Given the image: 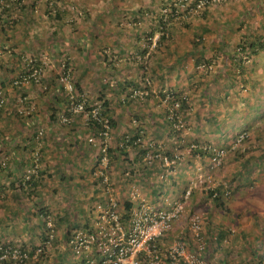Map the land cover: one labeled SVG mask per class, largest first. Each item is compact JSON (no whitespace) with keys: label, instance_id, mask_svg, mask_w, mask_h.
<instances>
[{"label":"rangeland","instance_id":"374dc122","mask_svg":"<svg viewBox=\"0 0 264 264\" xmlns=\"http://www.w3.org/2000/svg\"><path fill=\"white\" fill-rule=\"evenodd\" d=\"M2 1L9 31L27 26L13 21L24 11L41 20L29 23L35 39L42 40L39 48L49 51L50 39H70L73 47L68 45L58 64L66 62L76 74H87L88 81L82 82L88 87L74 85L78 93L87 91L90 104H103L99 98L92 100L99 93L123 88L124 94L115 96L112 105L123 130L117 133L111 127L107 143L106 170L114 178L107 173L108 184L97 178L102 165L97 151L94 161L77 171L81 177H75L89 180L77 183L76 192L84 201L55 199L50 189L64 188L51 168L39 179L41 161L35 148L48 142L49 130L68 132L77 121L87 127L84 117L73 116L68 124L60 121L68 103L60 86L66 97L63 110L54 120L42 118L43 107L54 97L45 98L42 80L49 71L42 61L36 65L41 69L39 82L15 84L26 71H0V244L32 251L45 243L47 232L52 240L25 264H114L116 245L126 241L133 211L143 199L151 208L181 206L178 220L156 240L158 264H264V114L257 120L250 117L252 106L264 107V48L255 53L249 48L264 41V0H219L202 8H197V0ZM25 58H20L24 66ZM5 60L9 57L0 52V63ZM50 72L53 78L56 70ZM134 91L137 94L130 96ZM88 95L95 97L90 100ZM167 95L186 101L175 118L169 115ZM136 133L138 147L126 145L127 154L121 153L117 148L122 136ZM240 133L245 137L237 141ZM90 134L86 143L94 144L88 141ZM219 148L224 150L223 161L210 169V153ZM194 149L207 153L193 154ZM116 153L117 158L110 157ZM174 153L179 158L170 163ZM33 174L42 185L30 192L26 182ZM218 187L223 195L216 204L210 192ZM114 200L121 226L115 232V221L106 215ZM194 215L199 216L198 234L191 227ZM77 244L80 252L75 254ZM175 246L184 254L173 257Z\"/></svg>","mask_w":264,"mask_h":264},{"label":"crops","instance_id":"0c3cea01","mask_svg":"<svg viewBox=\"0 0 264 264\" xmlns=\"http://www.w3.org/2000/svg\"><path fill=\"white\" fill-rule=\"evenodd\" d=\"M5 3H7V2H5ZM6 5H10V4H6ZM1 6H3V5H0V7ZM3 13H4V11L0 9V52H3L4 55H7L9 57V61H6V60H8V58L5 60V62L1 61L0 71L2 70V71H21V72L26 71L27 72V71H30L31 66L40 65L39 61H42L41 63L44 64L45 71L46 72L49 71L48 74L46 75V78L44 79V77H43V80H42L43 84H44L43 87L47 90L45 98H46V100H48L49 97H51L52 95L54 96L52 99H50V103H48L46 105V107H43L44 116H42V118H45L48 121L54 120L56 117L58 118V113L61 110H63L61 104L65 103V102H63L62 100L66 99L65 96H64V98H62L63 97L62 96L63 95L62 88L58 85V81H57V77H58L57 73L60 70V66L58 63H59L60 57L62 55L66 56V54H67L66 48L68 47V45L71 44L70 46L73 47V44L70 41V39L69 40H64V39L61 40L60 39V40H57V42L52 41L50 39V42H52V44H51V46H49L50 47L49 51H46L43 48H39L41 46V43H38V42H42V40L40 37L38 39H35V37H34L35 32H33L29 26L30 22L31 23L32 22H40L41 20L39 18H34L36 16H27V13L24 11L17 19L15 18V20H13V21L15 23H17V22L22 23V24L26 23L27 26L25 28H23L20 25H18V26L16 25L17 26L16 31H13V30L9 31L7 25H5V21L8 18L6 17L7 15L3 14ZM10 16H12V15H10ZM56 19H59V18H56ZM80 39H82L81 36H79L77 40H80ZM23 40H24V43L26 42L28 44L27 50H26V45L24 43H19V41H23ZM77 40L75 41V43H77ZM93 48H96V46H93ZM95 51L97 52V50H95ZM62 52H65V53H63L61 55ZM19 53H20V55H19ZM43 54H44V57L46 59L42 58ZM81 54H84V53H81ZM30 55H32V56L35 55V56L30 58L31 57ZM22 56H26L25 61L28 60L25 64V66L22 64V62H20V58ZM81 62H79V64ZM88 64L90 65L89 68H91V66L93 65V63L91 61ZM77 67H78V65H77ZM77 67H76V69L78 70ZM54 70H56V75L52 78L51 75L53 74V72H50V71H54ZM75 72H76V70H75ZM75 72L73 69V73H74L73 77L75 78V79H73L74 83H76L77 85L80 84L82 87H85V88L88 87V82H86V83L82 82V80H86V79L88 81L89 77L87 76V74L85 75V73L83 74V72H80V73L78 72L76 74ZM245 83L248 85H252V84H250L249 80H246ZM51 87H53L52 92H49ZM79 91H81V90H79ZM85 94L87 95V91L85 92ZM122 94H124L123 88L116 89L113 93H110L108 95L105 94L104 92L99 93V96H96V97L88 95L90 97V100L95 97V99H92V100H96L99 98L103 101V103L107 102L109 104L106 108L110 110L109 111L110 117L115 119V126L112 128L115 130L114 132H117V133H119L121 130H123V126H122V123L120 122L121 116H119L118 114L116 115L115 108L112 107V105H113V101H115V99H116L115 96L118 97V96H121ZM26 97L31 99L30 95H28V96L25 95L24 98H26ZM56 97H58V98H56ZM262 101L264 102V100H262ZM263 102H262V105H263ZM259 105H261V103ZM257 106L258 105L252 106L251 109H253L254 112L253 113L251 112V114H253V115L250 116L251 118H254L256 120L259 119L261 117V115L264 114V107L257 110ZM255 112H257V114ZM51 114H53V117H54V118L52 117L53 119L50 116ZM36 117H39V116H37V114H36ZM36 117H34V118H36ZM69 129L70 130H67L68 132H65V130H62V129L59 131L52 129L53 132H51V130H49L48 131L49 134L47 135L49 138L48 142L47 143L43 142V145H41L39 148H37V147L35 148V151L37 152V154L39 153V156H40L38 160L41 161L40 169H39L40 170L39 171L40 172L39 179H40V177H42L43 171H47L48 169L51 168L49 171L51 173L58 174V178H57L59 181L58 183H61V186H63V188H64V189H62L60 187H52L50 189V191L52 193H55L54 198L55 199L56 198L61 199V198H63V196H66L67 198H70L71 201H73L77 198V200H79V203H80V202H83L84 199L79 197L80 194H78L76 192V191H78V190H76V188L77 189L80 188L77 183H80V181L88 183L89 180L87 178H84V180H82V178L78 179L75 177H76V175L81 177L82 174H79V172H77V171L84 170L85 165L87 166V165H89V162H92V160L94 161V158H96V155H97L98 148L94 144H87L86 143V138L89 136L90 130H89L88 126L85 127L81 121H77L76 124H74V127L69 128ZM65 138L71 139L72 142H62V140H64ZM59 140H61V142ZM174 143H175V141L171 140L170 144H174ZM111 147H113L115 149L117 146H115L114 144H111ZM173 156L174 157L170 159V161H171L170 163H174L176 161L175 158H179L177 153H174ZM115 158H117V157H115ZM32 159L30 161H32ZM135 159L136 158H134V160H132V162L135 161ZM115 164L116 163H114V165ZM143 165H145V164H143ZM146 171H149V170H146ZM50 172H48V173H50ZM140 172H142V170H140ZM140 172L138 173L139 175H140ZM107 173L109 176L111 174L112 178H114L112 172L109 173L107 171ZM143 174H146V173L143 171ZM112 178H111V180H112ZM99 180H101V179H99ZM72 181H73V183H71ZM69 184H71V185H69ZM40 185H42V180L40 183H37V185H34L32 190L34 191V189H35V191H38L36 189H40ZM63 190H67V191H71V192L64 193ZM108 192H110V190H108ZM91 195L94 196L93 193H91ZM86 196L91 197V199L93 198L92 196H89V193H87ZM72 205L73 204H71V206L66 208L67 209L66 211L68 213L71 212V210L74 208ZM80 209L82 210V208H80ZM243 230L246 232L249 231L248 228L243 229Z\"/></svg>","mask_w":264,"mask_h":264},{"label":"built area","instance_id":"2783aa9c","mask_svg":"<svg viewBox=\"0 0 264 264\" xmlns=\"http://www.w3.org/2000/svg\"><path fill=\"white\" fill-rule=\"evenodd\" d=\"M18 0H11V2H17ZM219 0H197V8H202L208 2H215ZM2 2V0H0ZM41 76V69L38 66H31L30 71H27L19 76V78L15 81V84H24L29 79L34 82H39ZM58 85L61 86L67 95V108L66 112L63 113L60 117V121L62 123H70L72 121L73 116L82 115L84 117V122L87 126L92 125L94 122L99 123L102 128L99 129V136L101 138L100 141H96L93 137H89L88 141L90 143H94L98 147L99 153V163H101V167L98 168L97 172H95L96 176L101 179L102 184H108V175H107V165H108V138L110 135V123L109 119L103 114L102 103H89L87 95L84 93H78L75 89V85L73 82V74L71 67L66 62H61L60 70L58 72L57 77ZM137 94L136 91L130 94V96H135ZM165 101H168L171 104L170 113L172 118L177 117L178 109L180 108V98L177 99L176 96H165ZM4 99L0 96V107L3 105ZM40 133V132H39ZM245 137L244 133H240L237 141L243 140ZM194 147V145H192ZM224 150L222 148L215 149L210 153L208 158V165L210 169L217 168L223 161ZM164 161L168 163L166 157H164ZM36 165V164H35ZM229 192L226 191V194ZM187 192L186 195H188ZM217 196V192H213V197ZM143 199L140 200V206L137 210L133 211L132 224L130 225L129 232L126 235V241L123 245L117 243L116 252L119 255L114 264H158V247L156 244V240L158 237L164 235L167 231H169L173 225V222L178 220L180 216L181 206H175L170 210L162 209V208H151L148 206ZM110 206L106 211V215L108 214L109 218H112L114 223L113 231L121 230V226L118 222L117 213L113 208L116 206V202L110 201ZM192 229L198 234L200 230V221L199 216L194 215L191 219ZM48 225V223H47ZM49 227V226H48ZM51 232V229H50ZM124 235V234H123ZM53 235L49 234V238H52ZM78 237V236H76ZM91 239H94V236H90ZM112 240V237L110 238ZM49 241H45L44 244L38 246L36 249L34 248L32 251L28 250L20 245H5L0 244V264H25V262L30 259L33 254L34 257L40 255L46 244ZM74 243V241L72 242ZM73 250L75 254L80 252L78 248V244L73 246ZM142 254L146 256V260L142 261L140 257ZM181 256L184 254V250L182 247H174L172 251V256ZM128 257V258H127ZM198 264H202V262H198Z\"/></svg>","mask_w":264,"mask_h":264},{"label":"trees","instance_id":"16d2710c","mask_svg":"<svg viewBox=\"0 0 264 264\" xmlns=\"http://www.w3.org/2000/svg\"><path fill=\"white\" fill-rule=\"evenodd\" d=\"M3 2V1H2ZM2 2H0V5L2 4ZM164 24V23H163ZM249 48L251 49V51L253 52V53H255L257 50H259V49H262V48H264V42H260L259 44L257 43V44H255V43H250L249 44ZM201 63V61L200 60H196V64L197 65H199ZM73 71V70H72ZM177 99H179L178 97H176ZM109 104L107 103V102H104L103 104H102V107H103V114H104V116L105 117H107L108 119H109V123H110V126L111 127H114L115 126V120H114V118H112V117H110V114H109V109H107L106 107L108 106ZM186 106V101L185 100H183V99H180V108H184ZM51 116V118L53 117V114H51L50 115ZM54 118V117H53ZM52 118V119H53ZM88 128H89V130H90V137H93L96 141H100L101 140V138H100V136H99V134H98V132H99V129H101L102 128V126L99 124V123H97V122H94L92 125H89L88 126ZM138 137H139V135L136 133V135H133V136H131V137H129V136H127V135H124V136H122V144L119 146L120 148H117L118 150H120V152L121 153H123V154H127V151L128 150H126L125 149V146L126 145H130L131 147L130 148H136V147H138V144H137V142H136V139H138ZM137 144V145H136ZM147 149H149V148H147ZM109 152V151H108ZM192 152H193V154H197V153H200V154H203V153H207V152H201V150H198V149H194V150H192ZM197 152V153H196ZM142 153H147V150H145V149H143L142 150ZM169 153V152H168ZM170 153H172V152H170ZM113 155V154H112ZM111 155V157H116L117 156V153L115 154V155H113L112 156ZM170 156V155H169ZM140 157V156H139ZM141 158H142V156H141ZM97 159H98V162H99V157H97ZM113 161V160H112ZM37 173L39 174V171H37ZM35 174H33L32 176H31V178H29V180H27V185H26V188L30 191V192H32L33 190V187H34V185H37V178L34 176ZM39 177V176H38ZM22 189V188H21ZM221 189V190H220ZM215 192H217V196L216 197H214V200H215V202H216V204H219V203H221V199H222V195H223V189L221 188V187H218V188H216V191ZM211 193V197H212V192H210ZM130 208V204L129 203H127L126 204V209L128 210ZM43 211V210H42ZM41 211V212H42ZM46 214H47V212H45L44 214H43V217L44 216H46ZM59 218V217H58ZM43 221H44V226H45V228L47 229V231L48 230H50V228L48 227V225L46 224V219L45 218H43ZM53 238V237H52ZM52 238H49V235H48V233L46 232V234H45V236H44V240L45 241H51L52 240Z\"/></svg>","mask_w":264,"mask_h":264},{"label":"clouds","instance_id":"9594fccd","mask_svg":"<svg viewBox=\"0 0 264 264\" xmlns=\"http://www.w3.org/2000/svg\"><path fill=\"white\" fill-rule=\"evenodd\" d=\"M212 197H213V193H212ZM214 198V197H213Z\"/></svg>","mask_w":264,"mask_h":264}]
</instances>
